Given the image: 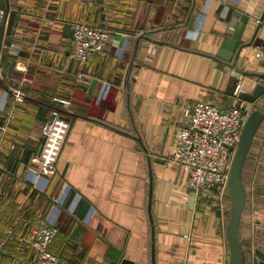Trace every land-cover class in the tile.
I'll return each instance as SVG.
<instances>
[{
  "label": "crops",
  "instance_id": "0c3cea01",
  "mask_svg": "<svg viewBox=\"0 0 264 264\" xmlns=\"http://www.w3.org/2000/svg\"><path fill=\"white\" fill-rule=\"evenodd\" d=\"M0 10V236L9 238L0 264H31L32 228L50 216L53 196L67 186L49 246L63 264H230V194L221 204L199 197L173 156L182 108L200 101L240 106L244 94L264 85L237 72L264 75V56L254 50L264 48V0H0ZM77 22H104L110 35L107 49L85 65L71 57ZM238 32L246 46L233 69L216 57L230 54L223 45ZM257 102L263 107L264 95ZM54 109L69 119V134L56 174L32 184L31 159ZM242 181L243 262L260 264L264 128Z\"/></svg>",
  "mask_w": 264,
  "mask_h": 264
},
{
  "label": "built area",
  "instance_id": "2783aa9c",
  "mask_svg": "<svg viewBox=\"0 0 264 264\" xmlns=\"http://www.w3.org/2000/svg\"><path fill=\"white\" fill-rule=\"evenodd\" d=\"M5 11L0 10V40L3 31ZM109 31L87 22H77L72 26L73 52L71 57L82 65L89 59L104 52L109 44ZM256 57L264 56V48L254 46ZM79 80L88 82L89 78L80 75ZM245 81L239 80L234 88L233 96L239 99L243 93ZM110 86L104 88L100 99L106 98ZM8 95V94H7ZM5 96V100L8 96ZM17 102H22L23 94L14 92ZM61 106H69V102L54 99ZM255 103L244 102L240 106L223 109L219 106L200 101L196 105L182 108L183 126L176 137L174 162L188 174V186L199 197H208L221 204L229 196V181L233 162L241 141L244 127L258 107ZM70 130V122L59 109H54L41 128L43 136L42 149L31 159L32 167L27 180L35 184L39 177H53L57 164L66 143ZM71 188L67 186L59 194L53 196V212L44 219H39L31 231V243L36 256L31 264H63L49 251V246L58 233V219L66 205ZM76 199L69 208L74 213L77 208ZM9 238L0 236V253Z\"/></svg>",
  "mask_w": 264,
  "mask_h": 264
},
{
  "label": "water",
  "instance_id": "95a60500",
  "mask_svg": "<svg viewBox=\"0 0 264 264\" xmlns=\"http://www.w3.org/2000/svg\"><path fill=\"white\" fill-rule=\"evenodd\" d=\"M102 3V2H100ZM105 20V16H102V21ZM101 28L107 29L106 24L103 22ZM108 31V30H107ZM231 40H227L223 49H227L230 54L226 57L223 56V52L219 53L216 60L227 63L231 68H235L236 61L241 53V50L246 46L241 42L242 32L235 34H230ZM235 55V57H234ZM234 57V59H233ZM233 63L231 64V61ZM241 75L250 77L263 78L264 75L261 74H245V72L237 70ZM264 95V85L258 84L255 90L251 94H244L242 99L244 102L255 103ZM264 123V106L257 108L250 115L241 137L240 144L238 146L236 156L233 162L230 181H229V193L231 197V217L227 227V239L230 247V264H244L243 262V246L240 241L239 232L241 225V217L247 200L246 187L242 181V172L247 156L253 145L254 139ZM41 151V148H40ZM39 151V153H40ZM38 153V154H39ZM258 258L261 260L260 264H264V254L259 250L256 252ZM122 264H135L129 261H123ZM152 264H155L153 262Z\"/></svg>",
  "mask_w": 264,
  "mask_h": 264
},
{
  "label": "rangeland",
  "instance_id": "374dc122",
  "mask_svg": "<svg viewBox=\"0 0 264 264\" xmlns=\"http://www.w3.org/2000/svg\"><path fill=\"white\" fill-rule=\"evenodd\" d=\"M256 105H257L256 107H258V102H256ZM263 128H264V124H263V127L260 128V130L258 131V133H260Z\"/></svg>",
  "mask_w": 264,
  "mask_h": 264
},
{
  "label": "trees",
  "instance_id": "16d2710c",
  "mask_svg": "<svg viewBox=\"0 0 264 264\" xmlns=\"http://www.w3.org/2000/svg\"><path fill=\"white\" fill-rule=\"evenodd\" d=\"M59 105H60V104H59ZM61 112H62V114H63V111H61ZM63 115H64V114H63ZM64 116H65V115H64ZM65 117H66V116H65ZM263 124H264V123H263ZM263 124H262V126H261V127H263ZM261 127H260V128H261ZM259 130H260V129H259Z\"/></svg>",
  "mask_w": 264,
  "mask_h": 264
}]
</instances>
